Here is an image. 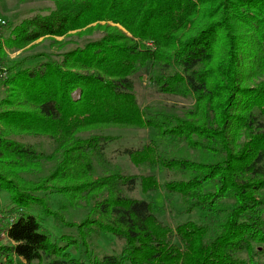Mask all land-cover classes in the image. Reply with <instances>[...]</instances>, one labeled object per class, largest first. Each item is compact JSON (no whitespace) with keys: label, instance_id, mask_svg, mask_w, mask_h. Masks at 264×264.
Segmentation results:
<instances>
[{"label":"trees","instance_id":"obj_1","mask_svg":"<svg viewBox=\"0 0 264 264\" xmlns=\"http://www.w3.org/2000/svg\"><path fill=\"white\" fill-rule=\"evenodd\" d=\"M54 2L11 26L6 44L23 47L95 21L102 34L8 67L0 187L13 215L0 227L7 239L0 240V264H264V0ZM148 61L158 64L153 80L160 91L193 97L187 116L141 107L131 75ZM24 102L33 107H14ZM102 125L152 127L169 145L186 143L215 158L168 155L151 139L114 151L135 166L186 177L160 182L153 173L118 169L92 176V158L101 159L116 135L77 133ZM15 131L53 138L61 157L47 178L50 187L18 183L16 170L46 156L12 137ZM136 183L143 192L177 193L186 212L200 209L203 218L163 223L150 200L120 192ZM65 185L75 202L93 197V203L92 215L77 223L79 233L62 240L85 243L88 230L98 229L124 241L119 252L72 256L44 229L30 211L35 205L57 223L66 221L34 189L64 193Z\"/></svg>","mask_w":264,"mask_h":264},{"label":"rangeland","instance_id":"obj_2","mask_svg":"<svg viewBox=\"0 0 264 264\" xmlns=\"http://www.w3.org/2000/svg\"><path fill=\"white\" fill-rule=\"evenodd\" d=\"M54 5V0H0V15L7 21L2 40L0 41V65H2V70L5 71L3 76L0 75V101L10 92V87L4 82V77L8 74V67L10 65L17 62H21V64L33 63L39 59H43L46 54L57 56L58 53H61L71 46L81 44L87 39L102 34V28L94 27L97 23L95 21L81 28L70 30L63 35L40 36L23 47L17 48L6 44L4 37L9 35L11 26L25 16L36 12L44 13L53 8ZM99 22L104 23L105 21L101 20ZM157 66L158 64L156 62L148 61L144 65L138 66L131 75L134 92L139 104L149 112L162 111L167 114L174 113L175 115L187 116L195 108L193 97L191 95L183 96L182 94H168L160 91L153 80ZM74 95H76V92ZM15 105L14 107H33L32 104L27 102ZM94 133L113 134L116 137L107 143L101 159L98 157L92 158V176L103 175L118 169L124 173H153L160 182L167 179L186 177V173L177 170H168L159 166H148L145 164L135 166L130 162L127 155L117 154L114 151L115 148H123L124 146H140L151 139L155 140L159 148L168 155L186 156L199 160H211L215 158L213 154L201 151L195 147H190L186 143L169 145L168 138L159 135L152 127L102 125L79 131L77 134L84 137ZM12 137L34 147L38 151L44 152L46 156L38 159L36 161L37 163L35 162L16 170L18 183L28 186L43 184L45 186L49 185L50 187V185H53L50 184L52 182L47 181V178L61 157L60 150H55L56 143L53 138L47 134H36L25 131H15ZM6 168L8 167L6 166ZM9 171L10 173H15L13 170ZM53 183L62 185L65 182ZM206 185L207 187H212L213 183L209 181ZM66 186H62V188L65 187L66 189L64 193L52 191L51 188L34 189L35 193L43 196L50 209L57 210V213H60L64 221L70 222V224L66 222L57 223L55 218L44 213L42 208L35 205L30 211L42 222L44 229L52 238L57 239L72 256L89 258L94 256L100 257L104 253L119 252L124 241L115 237L110 232H104L98 229L88 230L85 236V243L79 242L77 245H69L66 240H62L65 234H72L75 237L79 233L76 227L77 223L85 216L92 215L93 203V197L87 200L80 198L75 202L74 198L67 192ZM120 192L124 195L150 200L154 204V212L157 217L163 223L171 226L184 220H201L204 215V211L200 209L186 212L184 206L181 204L180 196L177 193H168L163 188L143 192L140 185L136 183L134 189L121 187ZM103 193L105 191L99 193L98 197L102 196ZM9 203L11 201L8 191L0 187V227L13 215V213L7 210L5 211ZM0 240H7L3 232H0Z\"/></svg>","mask_w":264,"mask_h":264},{"label":"built area","instance_id":"obj_3","mask_svg":"<svg viewBox=\"0 0 264 264\" xmlns=\"http://www.w3.org/2000/svg\"><path fill=\"white\" fill-rule=\"evenodd\" d=\"M6 24H7L6 19L2 15H0V41L2 40V36L4 34ZM4 73H5V71L2 70V65H0V75L3 76Z\"/></svg>","mask_w":264,"mask_h":264}]
</instances>
